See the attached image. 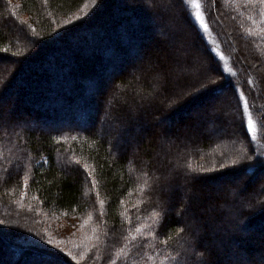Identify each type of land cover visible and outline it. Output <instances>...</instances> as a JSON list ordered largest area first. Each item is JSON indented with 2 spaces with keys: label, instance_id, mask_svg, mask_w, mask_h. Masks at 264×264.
I'll return each mask as SVG.
<instances>
[{
  "label": "trees",
  "instance_id": "obj_1",
  "mask_svg": "<svg viewBox=\"0 0 264 264\" xmlns=\"http://www.w3.org/2000/svg\"><path fill=\"white\" fill-rule=\"evenodd\" d=\"M201 1L209 32L228 58L231 72L186 0H129L118 22H105L107 14L103 16L114 0H0V97L13 92L15 77L5 88L11 67L17 64L15 70L21 74L16 79L20 80L26 67L38 65L34 73L39 76L31 79L28 101L40 107L33 117L11 114L0 124V244L14 253L3 263L37 264L46 250L59 255L63 264H200L202 241H197L189 222L177 216L184 207L180 190L195 191L209 181L242 172L253 180L258 178L256 173L264 176V166L257 162L264 160L259 155L264 152V128L260 127L264 120V5L258 0ZM87 9L90 14L76 18ZM159 16L170 25L180 19L185 26L177 27L179 40L195 49L196 65L208 64L204 72L202 64H194L189 89L216 81V87H228V91L200 113L201 130L178 133L180 139L169 136L174 129L168 123L178 116L183 123L181 114L192 108L196 98L210 99L217 92L193 91L189 97V89L180 96L175 93L177 100L188 99L180 104L174 99L177 113L165 116L153 112L164 103L149 95L147 105L136 103L132 115L118 100L113 122L126 118V126L99 131L97 126L105 119L102 105H107L105 78L109 76L115 84L128 83L120 76L121 67L128 58H134L133 62L143 57L142 51L150 46L147 40L142 42L146 21ZM74 38H82L85 46L74 47ZM83 49L91 51L83 54ZM180 60L177 56L173 63ZM165 85L168 90L169 82ZM143 86L150 89L147 83ZM242 90L258 121L260 147L247 133ZM73 116L79 123L70 122ZM146 120L151 125L146 134H132L131 128H143ZM32 121L46 129L31 128ZM209 121L218 122L224 132L209 134L205 130ZM48 123L62 125L48 129ZM250 155L253 159L248 160ZM234 160L238 168L232 167ZM250 183L245 180L240 189L245 194L242 201H224L231 210L216 208V217L239 213L233 224L232 220L218 222L224 231L238 224L228 233L227 242L246 243L249 229L264 221V183ZM195 197L186 216L199 215ZM257 249L264 253V245ZM249 251L255 252V246H249ZM208 254L204 259L221 264L216 255ZM52 259L43 257L45 264Z\"/></svg>",
  "mask_w": 264,
  "mask_h": 264
},
{
  "label": "rangeland",
  "instance_id": "obj_2",
  "mask_svg": "<svg viewBox=\"0 0 264 264\" xmlns=\"http://www.w3.org/2000/svg\"><path fill=\"white\" fill-rule=\"evenodd\" d=\"M112 1V0H110ZM129 0H114L113 6L110 7L109 10L103 14L105 16L107 14V17H101L102 20L104 18V21L110 22L111 20L118 22L119 18L123 16L127 11L122 10V7L124 3H126ZM146 1V0H143ZM197 2L200 4L199 11L202 13L204 23L208 25L207 30L204 29V27L201 25L200 20L196 18V9H193L194 17L201 26V28L207 33V36H209L210 41L212 42L213 48L216 51L217 55L222 59L224 65H228V70L231 72V68L229 66V60L226 57V55L221 51L217 41L214 39L213 34L210 33L209 24L207 21V17L204 11V5L201 0H197ZM109 4V2H108ZM86 14H90L89 9L86 10V12L83 15H80L76 17L77 19L81 20L83 19V16ZM78 15V14H77ZM76 16V15H75ZM74 16V17H75ZM86 16L84 18H86ZM73 17V18H74ZM162 17H156V19H149L146 21V30H144L143 40H147L150 42V46H148L146 49L143 50L142 53H144L143 57L140 58L137 61L130 62L126 64L124 70H122V73L120 74L121 77H123L124 80H127L128 83L125 84H115L110 80V77H106L105 80L108 81L104 86V92L105 95H107V105L104 107L102 105V109L105 111V119L101 120L100 124H98L97 129L101 132H104L106 129L114 130L115 126L118 127H125L126 121L124 119H121L119 124H116V122H113V118L115 117V102L120 100V102L125 105L124 109H126V112H129L131 115L134 113L135 105L136 103L142 102V104L147 105V98L146 96L149 95L156 101H159L161 103H164L163 106L158 107L160 108L159 111L158 108L154 109L155 112H159L161 116H165V114L175 113L176 105L180 104L182 100H187V97L179 98L178 100L174 96L175 93L180 96V93L186 92L190 88V85L194 82L192 77L190 76V73L192 72V68L195 69V66L197 67L199 65L203 71V67L207 68L208 64L205 62H200L196 65V62L193 61L195 58V49L191 47L190 44H188L186 48V41L184 43L179 40V37L176 35L177 33V27L181 28V26H185L182 21L179 19L177 21V25H170V22L164 23ZM77 21V20H76ZM182 23V24H181ZM72 43L74 47L76 45L85 46V41L81 38H74L72 40ZM73 47V48H74ZM194 49V51H193ZM197 50L200 53L199 48ZM91 50L89 49H83L81 53L83 54H89ZM130 56V55H129ZM181 58V62L177 63L176 65L173 63V60L176 57ZM16 63V62H15ZM14 63V65H15ZM186 63V64H185ZM3 64L0 61V67H2ZM17 66V64L15 65ZM15 66L11 67L6 74L7 85L6 89L9 86L8 83L11 82V80L15 77L16 83L13 87V92H7L4 96L0 97V107H3L4 112L2 111L0 113V119L2 121L8 120L9 116L11 114L22 117H33L34 113L36 112L35 108H39V106H36V104H30L29 99H31V82L33 79H35L37 76H39V73H34L36 69H38V65H31L29 67H26L27 69L23 73V78L20 80L16 79L21 73L19 70H15ZM3 68V67H2ZM193 69V70H194ZM28 70V71H27ZM40 72V71H37ZM17 75V76H16ZM185 75V76H184ZM188 75V76H187ZM29 76V77H28ZM186 77V78H185ZM32 79V80H31ZM169 82V88L168 90H165L167 84ZM144 83L148 84V87L151 89H145L143 86ZM210 83H206V85H209ZM211 87H214L217 92V96H212L210 99H195V103L192 106V108L184 114H181L183 123L179 120V116L175 118V120L171 123H168V127H171L174 129V133L169 135L172 139H177L178 133L184 134H191L192 132H197V129L201 130V121L202 119L199 115L203 111V109L208 106L211 103H218L219 99H221L226 92L228 91V87L224 89H219L216 87V85H210ZM30 88V89H29ZM195 88V87H194ZM4 89L3 91H5ZM24 89V93H21V91ZM192 89V90H191ZM189 89L186 92V95L188 94V97L191 95V93L195 90L193 88ZM133 90V91H131ZM241 90V89H240ZM2 91V92H3ZM175 91V92H174ZM214 92V91H211ZM243 92V90H242ZM190 94V95H189ZM103 95V94H102ZM244 98H247L246 95L243 92ZM178 98V97H177ZM176 99L178 101L177 104L174 105L173 101ZM114 100V102H113ZM182 101L183 102H185ZM175 106V107H174ZM155 107V106H154ZM153 107V108H154ZM12 110V111H11ZM9 111V112H7ZM249 111L251 112L250 108ZM177 113V112H176ZM252 113V112H251ZM252 117L255 121L256 117L252 113ZM161 118V117H160ZM112 119V120H110ZM184 119V120H183ZM192 119V120H190ZM78 122L75 120L74 116L70 120V122ZM110 121V123H108ZM217 121L219 119L217 118ZM149 122L148 120L144 121L143 128H137L132 127L131 132L134 135H145L146 132L150 129L151 125H147ZM31 128H36L37 126H41V122H30ZM79 123V122H78ZM201 123V124H199ZM62 124H54V123H48L47 126L48 129H54ZM63 125H67V123H64ZM43 126V125H42ZM83 126V125H82ZM89 126L84 125L83 127ZM203 126V125H202ZM219 128V124L216 121H209L207 122V125L205 126V130L214 136H219L221 133L224 132V128ZM44 128V126H43ZM46 128H44L45 130ZM257 130H258V136L257 139L253 142L257 146H262V136L259 129L258 121H257ZM122 141H120L121 143ZM138 153H141L142 150L139 149ZM156 152V151H155ZM137 156V152L134 153V157ZM246 175V174H245ZM244 173H240L237 176L229 177L227 179H222V181H209L208 184H205L201 186L200 189H196L195 191H188L184 192L183 190H180V196H181V203L184 205L182 208L181 213H177V216L179 219H181L183 222L187 221L189 222L190 226L193 227L194 230V236L198 240L202 241V251L206 255H209V252H212L216 257L219 259L221 264H237V259L242 258L244 261V264H261V258L263 254H260V250L257 248H261L262 245H264V221H260L256 226V228H250V238H247L246 243L240 244L239 242H227V235L228 233H231L233 229H236L238 226L237 222L236 224L232 225L233 227L230 228V231H224L222 228H219L218 222L221 221H231L232 224L235 223L236 218H238L239 213H225L224 216L216 217L215 213L217 212L216 208L218 209H226V211L231 210L230 206H225L224 201H229L232 199H235L236 201H242V198L245 197L244 192L240 189L243 187V183L245 180L247 182H251L250 184H255L257 181H262L264 183V176L262 174H258V178L253 180L250 178V175L245 176ZM194 192V195H193ZM242 193V194H241ZM248 195L251 193V191L247 192ZM254 198V194H251ZM195 197V201L197 203V212L199 213L196 215H188L187 214V208L192 203L191 199ZM251 196V198H252ZM247 198V197H246ZM258 212V211H257ZM256 212V213H257ZM260 212V211H259ZM252 232V233H251ZM228 243V248L224 249L223 244ZM255 246V252L249 251V246ZM0 248L3 250L0 252V264H6L3 263V260H8V258H13L14 253L13 251L7 250V248L4 245L0 244ZM207 249V251H205ZM240 251L239 257L235 256V253ZM204 254V257H205ZM203 257V258H204ZM251 257V260L248 258ZM60 264H63L62 262ZM216 264V263H215Z\"/></svg>",
  "mask_w": 264,
  "mask_h": 264
},
{
  "label": "snow or ice",
  "instance_id": "obj_3",
  "mask_svg": "<svg viewBox=\"0 0 264 264\" xmlns=\"http://www.w3.org/2000/svg\"><path fill=\"white\" fill-rule=\"evenodd\" d=\"M186 2H190L192 7L194 9H196V18L198 20H200L201 25L204 27L205 30H207L208 25L206 23H204L203 20V16L202 13L199 11L200 9V4L197 2V0H186ZM258 2L261 5H264V0H258ZM234 74V73H233ZM186 78V77H185ZM217 82L216 81H211L210 85H215ZM210 85H202L199 89H195L193 94H197L199 92H204V91H215L216 89L214 87H211ZM240 98L243 100V114L246 115L247 117V121H246V129H247V133L251 135V140L255 141L257 139L258 136V130H257V121H255L252 117V113L249 111V104H248V100L246 98H244L243 96V92H240ZM243 123V121H242ZM0 124H2V120H0ZM260 127L264 128V120L261 121L260 123ZM259 155L264 156V152L260 153ZM248 160L253 159V156H247ZM259 164H261L262 166H264V160H258L257 161ZM223 167V166H222ZM232 167H236L238 168V162L237 161H233L232 162ZM193 179H196L195 177ZM93 183H95V181H93ZM27 187V180H25V188ZM242 194V193H241ZM102 203V202H101ZM3 221L0 220V224H2ZM137 232H140L141 229L137 228L136 229ZM181 232L184 231V229H180ZM133 240L136 239V237H132ZM49 244H52V240L49 239L47 241ZM164 243H166L167 241H163ZM57 247L59 246L58 244L56 245ZM197 246L199 247V243L197 244ZM61 251H63V249H61ZM205 251H207V249H205ZM41 255V259L37 261V264H45L43 257L45 255H51L53 257V259L51 261H48L47 264H60L61 261V257L55 253H47L46 250L42 251L40 253ZM69 256H72V259L75 260L77 259L76 256H73L71 252L68 253ZM204 253H201V259H200V264H211V262L207 259H204ZM82 258V257H81ZM237 264H244V261L242 258H238L237 259ZM251 264V262H250ZM261 264H264V256H262L261 258Z\"/></svg>",
  "mask_w": 264,
  "mask_h": 264
},
{
  "label": "bare ground",
  "instance_id": "obj_4",
  "mask_svg": "<svg viewBox=\"0 0 264 264\" xmlns=\"http://www.w3.org/2000/svg\"><path fill=\"white\" fill-rule=\"evenodd\" d=\"M132 59H134V58H128V59L124 62V64H123V66L121 67V69L124 70L126 64L130 63V62L132 61ZM257 175H258V173L255 174V176H257Z\"/></svg>",
  "mask_w": 264,
  "mask_h": 264
}]
</instances>
